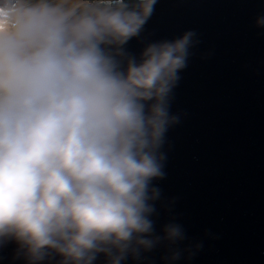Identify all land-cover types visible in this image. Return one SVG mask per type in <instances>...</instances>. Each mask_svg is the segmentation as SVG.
<instances>
[{"label": "clouds", "instance_id": "9594fccd", "mask_svg": "<svg viewBox=\"0 0 264 264\" xmlns=\"http://www.w3.org/2000/svg\"><path fill=\"white\" fill-rule=\"evenodd\" d=\"M157 0H0V248L25 264H124L183 241L151 217L189 31L124 46ZM264 27V16L257 19ZM180 257L173 250L168 258Z\"/></svg>", "mask_w": 264, "mask_h": 264}, {"label": "water", "instance_id": "95a60500", "mask_svg": "<svg viewBox=\"0 0 264 264\" xmlns=\"http://www.w3.org/2000/svg\"><path fill=\"white\" fill-rule=\"evenodd\" d=\"M264 0H157L140 34L124 51L139 59L150 43L196 33L186 67L171 93L164 178L151 217L163 236L170 223L184 239L163 243L124 264H264ZM16 244L0 248V264ZM56 257L50 264H58ZM96 264H105L99 256Z\"/></svg>", "mask_w": 264, "mask_h": 264}]
</instances>
